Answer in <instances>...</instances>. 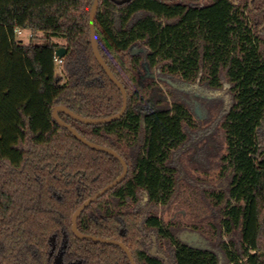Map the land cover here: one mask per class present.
<instances>
[{
  "label": "trees",
  "instance_id": "1",
  "mask_svg": "<svg viewBox=\"0 0 264 264\" xmlns=\"http://www.w3.org/2000/svg\"><path fill=\"white\" fill-rule=\"evenodd\" d=\"M93 4L0 0V264H54L52 238L61 244L65 234L67 262L131 264L119 246L72 231L76 211L123 173L121 162L53 117L58 106L87 119L122 110L123 95L93 52ZM95 30L127 91V112L103 125L60 118L116 151L129 172L82 213L80 233L122 242L137 264H264V0H100ZM145 68L158 78L142 83ZM168 80L215 93L203 122L187 91L172 87L167 107L154 99ZM150 99L152 111L144 109ZM212 125L219 146L206 168L192 156L208 152ZM213 171L224 190L213 185ZM177 201L189 223L160 215ZM185 231L218 239L216 250L190 245Z\"/></svg>",
  "mask_w": 264,
  "mask_h": 264
},
{
  "label": "water",
  "instance_id": "2",
  "mask_svg": "<svg viewBox=\"0 0 264 264\" xmlns=\"http://www.w3.org/2000/svg\"><path fill=\"white\" fill-rule=\"evenodd\" d=\"M111 1L114 2L117 5H123V4L131 2V0H111ZM166 1H171V0H166ZM99 7H100V0H94V4H93L92 10H91V14H90V29H91L92 48H93V52H94V55H95L97 61L102 66V68L105 70V72L108 75V77L110 78V80L120 89V91H121V93L123 95V107H122V110L117 115H114V116H111V117H108V118L87 119V118H83V117L73 113L67 107L58 106V107L55 108V110L53 112V117L63 128L68 129L75 136V138H77L84 145H86L89 148L94 149L96 151L107 153V154H110V155L114 156L115 158H117L121 162V164L123 166V173L115 181H113L111 184L106 186L104 189H102L97 194L93 195L90 199H88L76 211V213L74 214V216L72 218V231H73V234L77 238H79L81 240L95 241V242H99V243H102V244H109V245L119 246L128 255L131 263L132 264H136L131 251L127 248V246L125 244H123L122 242H120L118 240L103 239V238H100V237H97V236H94V235L82 234V233H80V231L78 229V224H77L79 217L82 215V213L91 204L96 202L98 199H100L101 197L106 195L109 191H111L112 189H114L115 187H117L119 184H121L123 182V180L126 178L128 172H129L128 164L126 163V161L116 151H114V150H112V149H110L108 147L101 146V145L95 144V143L87 140L75 128H73L71 125H69L68 123H66L65 121H63L60 118V113H65L66 115H68L72 119H74V120H76V121H78L80 123H83V124H87V125H103V124H108V123H112V122H116V121L120 120L127 112V109H128V94H127V91L124 88V86L121 84V82L115 77L113 72L110 70V68L108 67L107 63L105 62V60L103 59V57H102V55H101V53L99 51L98 40H97V35H96V30H95V18H96V15L98 13ZM66 54H67V49L64 48V47L59 48L56 51V56L58 58H60V59L65 57ZM55 264H64L63 253H60V255L55 259Z\"/></svg>",
  "mask_w": 264,
  "mask_h": 264
},
{
  "label": "rangeland",
  "instance_id": "3",
  "mask_svg": "<svg viewBox=\"0 0 264 264\" xmlns=\"http://www.w3.org/2000/svg\"><path fill=\"white\" fill-rule=\"evenodd\" d=\"M21 39H23V41L25 43L29 42V37L27 35H24L21 37ZM155 73V72H154ZM154 75H156L157 77V73H155ZM142 83L145 82L147 80V77H150V73L149 71H146L143 73L142 76ZM162 90L158 91L154 94V99H159L161 105L163 107H167L171 105V100H170V91L173 90L172 87H174L177 90H186L188 93L186 94L185 98L188 101L189 105L191 106V108L193 109V111L195 112L196 116L198 117V119L200 120V122H203V120L205 119L206 113H205V105L206 103H208L209 99L208 98H212L215 93L210 91L209 89L202 87V86H193V87H186L181 83L178 82H172L170 80L167 81V84H163L161 85ZM184 87V88H183ZM183 92V91H182ZM184 96V95H183ZM155 101V100H153ZM210 130L208 132V152H197L198 154H196V156H192V159L197 163H199V165L201 167H210L211 164L210 160H211V155L212 152H214V148H218L219 144L216 142L215 138H214V134L216 132V125H212L211 127H209ZM204 135L200 138L203 139ZM202 141V140H201ZM197 143V144H196ZM192 143L191 147H193L195 145V147L197 148L198 142ZM194 147V148H195ZM193 173H197L196 170L193 169L192 171ZM217 171H213L211 172V181L213 183V185L215 186L216 190H224L226 188V184L225 183H220L218 181L217 178ZM187 177L184 175V179H186ZM187 180V179H186ZM222 182V181H221ZM183 186H185V184L183 183ZM187 187H184V189ZM160 215L166 220V221H172V220H182L185 221L186 223L190 222L189 219V211L188 208L185 206L184 202H174V204H172L171 206L167 207V208H162L159 211ZM216 213V212H215ZM182 237L183 239H185L186 241H188L190 244L194 245V246H198V247H212L214 250H216V245L218 244L217 240H211L210 238H208V242L205 238H203L202 236H200L197 233H193L190 231H185L182 233ZM222 238L225 239L226 241H228L230 238L228 236H226L225 234L222 235ZM225 263V262H223Z\"/></svg>",
  "mask_w": 264,
  "mask_h": 264
},
{
  "label": "flooded vegetation",
  "instance_id": "4",
  "mask_svg": "<svg viewBox=\"0 0 264 264\" xmlns=\"http://www.w3.org/2000/svg\"><path fill=\"white\" fill-rule=\"evenodd\" d=\"M132 1V0H131ZM166 1V0H165ZM114 3V2H113ZM130 3V2H129ZM127 4V3H126ZM124 5V4H123ZM146 69V71H149V69L148 68H145ZM150 73V72H149ZM143 76V75H142ZM154 77V78H156V75H154V74H151L150 73V77ZM142 78L143 77H141V81H142ZM147 79H149V77H147ZM184 86H186V87H190V86H187V85H184ZM196 86V85H195ZM193 87V86H192ZM184 88V87H183ZM153 89H156L155 87L153 88ZM158 91H161L162 90V87L160 86V87H158ZM157 91V92H158ZM180 91H186V90H181L180 89ZM145 110H148V111H152V110H154V109H156V104H155V102L153 101V99H150L149 100V105L147 106V107H145L144 108ZM122 232H124V230L122 231ZM194 233V232H193ZM181 237H182V235H181ZM182 239H183V237H182ZM183 240H185V239H183ZM186 241V240H185ZM188 242V241H187ZM189 243V242H188ZM190 244V243H189ZM190 245H192V244H190ZM192 246H194V245H192ZM195 247H198V246H195ZM198 248H202V247H198ZM204 248V247H203ZM205 248H207V247H205ZM67 249H68V236L65 234L64 235V237H63V239H62V241H61V244H58V242H57V239H56V237H53L52 238V249H51V251H50V256H51V258L53 259V261H54V264H55V259L60 255V253H63V261H64V264H82V262L81 261H75V262H67L66 260H65V256H66V252H67ZM151 252L153 253V254H157V250L156 249H152L151 250ZM134 258V257H133ZM130 260V259H129ZM130 263H131V261H130ZM132 264V263H131ZM137 264V263H136Z\"/></svg>",
  "mask_w": 264,
  "mask_h": 264
},
{
  "label": "built area",
  "instance_id": "5",
  "mask_svg": "<svg viewBox=\"0 0 264 264\" xmlns=\"http://www.w3.org/2000/svg\"><path fill=\"white\" fill-rule=\"evenodd\" d=\"M17 34H18V36H24V35H27L28 33L22 29H18ZM29 36L31 37L32 34H29ZM56 62L58 65H61L63 63L62 58L60 59L56 56Z\"/></svg>",
  "mask_w": 264,
  "mask_h": 264
}]
</instances>
